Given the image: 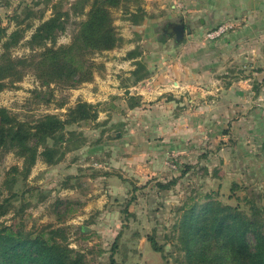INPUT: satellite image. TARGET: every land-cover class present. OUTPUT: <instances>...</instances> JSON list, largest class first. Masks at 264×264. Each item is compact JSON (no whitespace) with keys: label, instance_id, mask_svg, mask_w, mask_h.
<instances>
[{"label":"rangeland","instance_id":"374dc122","mask_svg":"<svg viewBox=\"0 0 264 264\" xmlns=\"http://www.w3.org/2000/svg\"><path fill=\"white\" fill-rule=\"evenodd\" d=\"M40 1L8 0L9 4H6V0H0V26H7V31L10 32L14 23L8 17L14 12L19 18L28 16L37 24L39 20L34 15L39 14L41 8L45 7ZM74 1L63 0L60 5L62 10H69L71 15L65 31L57 38L58 44L69 42L79 21L85 17L72 12L70 4ZM140 1L143 5L148 4L146 10L149 14L145 23L142 22L138 28L140 32L131 35L130 45L133 47L126 46L125 41L112 50L95 53L92 58L96 63H103L104 68L96 70L94 76L103 80L106 95L116 91L118 83L127 78L130 70L134 68V60L123 57L129 49L137 46L141 52L140 58L147 65L154 62L149 76L169 77L168 90L160 91L159 95L150 94L146 98L150 100L142 102L148 105L146 110L142 103L132 110H124L122 104L125 102L122 98H109L113 94L100 100L105 101V104L103 110L99 111L98 120L109 117L104 126L94 128L92 124H83L81 127H70L84 130L90 141L99 135L101 128H109L114 122L123 120V135L119 138L110 137L115 132L111 128L104 133L99 144H87L69 152L55 165H47L38 160L24 184L19 181L14 186V189L20 185L25 190L32 189L30 193L33 194H24L30 205L25 208L23 215H14V208H11L7 214L0 216V223L21 221L27 229L48 223L67 227L69 245L85 251L88 264H108V256L118 233L120 238L114 253L118 262L170 264L172 258L167 255V263L162 254L153 250L146 235H154L159 243H164L168 253L172 245L166 235H169L171 224L175 220L174 207L193 189L218 191V197L222 201L242 206V197L254 193L260 196L258 202L264 206V143L237 142L232 138L216 142L208 139L202 148L185 153L182 152V147H171L170 138L166 137L165 121L161 123L162 126L151 122L152 119L157 121L160 118L156 108H153L158 103L157 99L152 98L153 95L158 97L169 91L173 87L171 81L176 79L166 73V67L175 60L181 64L182 52L186 49L183 48L194 41L188 33L184 38L175 40L166 26L179 19L187 22L188 15L194 11L189 12L178 0ZM171 2L175 3V7L171 6ZM129 5L134 9L136 3L132 1ZM87 9L88 6L85 7ZM112 13L119 33L132 29L124 19L126 15L122 9H113ZM49 15L50 10H46L44 18ZM207 30L197 39H204ZM31 31L32 29L27 30L20 43L11 49L12 56L30 53L26 40ZM51 87H54L53 99L46 103L45 98L41 97L42 94L36 96L37 92L33 91H44L46 88L39 85L31 71H27L21 81L0 91V106H5L21 120L33 121L48 112L63 115L67 107L77 100H86L91 96L86 82L77 88L58 87L53 84ZM59 102H64V105L59 107ZM167 102L166 96H163L159 106L162 108ZM182 103L183 99L177 101L175 113L183 110ZM174 142L180 143L181 140L176 137ZM21 162V158L12 151H0V200L9 195L4 183L8 170L13 165L20 166ZM186 165L189 168L182 173ZM172 178L177 179L171 188H157L158 181L164 182ZM41 195L43 200H39ZM130 198L132 200L128 205V213L131 214H128L123 210ZM58 199L67 201V208L63 204L57 205ZM14 203L18 206L20 202ZM57 210L60 215L56 214Z\"/></svg>","mask_w":264,"mask_h":264},{"label":"trees","instance_id":"16d2710c","mask_svg":"<svg viewBox=\"0 0 264 264\" xmlns=\"http://www.w3.org/2000/svg\"><path fill=\"white\" fill-rule=\"evenodd\" d=\"M132 1L136 3L133 10L129 5ZM40 2L45 7L34 15L39 20L37 24L32 18H19L14 12L8 17L14 28L8 32L7 26H0V91L21 81L25 73L31 71L39 85L46 88L33 91L37 92L36 96L42 94L46 103L53 99L52 84L77 88L82 83L91 82L95 71L104 68L103 63H96L92 56L123 44L125 39L114 24L113 9H122L126 15L124 19L133 25L141 24L147 15L140 0H75L70 9L85 17L79 21L70 41L58 44L57 38L65 31L71 13L61 9L63 0ZM46 10H50V15L44 18ZM29 29L32 31L26 45L30 53L12 56L11 49L20 43ZM140 56L137 46L125 53L123 58L133 59L134 68L121 81L123 86L135 84L150 75V69ZM124 98L129 109L141 105L140 95L129 94L127 89ZM104 104L105 101L77 100L67 107L63 115L48 112L33 121L21 120L5 106H0V151H12L22 160L20 166L13 165L7 172L4 183L9 195L0 200V216L11 208H14V215H23L30 205L24 194L32 189L25 190L22 185L14 189V186L19 181L24 184L38 160L55 165L69 152L87 144H99L104 133L111 128L115 132L110 137L123 135V120L114 122L109 128H101L99 135L90 141L84 130L70 127L83 124H92L94 128L104 126L109 117L98 120ZM63 105L64 102L58 103L59 107ZM188 168L186 165L182 173ZM176 179L158 181L157 188L168 190ZM259 198V195L250 193L242 197L243 206L238 203L232 205L222 201L218 191L193 189L174 207L175 220L169 235H166L171 240L172 249L166 253L164 243H159L154 235L147 234L146 239L154 251L165 259L167 255L172 258L170 264H264V206L259 204ZM39 200H43V195ZM131 200H127L123 210L126 213ZM16 201L20 202L18 206L14 205ZM56 204L67 208V201L63 199L56 200ZM56 214L61 213L57 210ZM67 238V227L61 225L48 223L27 229L21 221L0 223V264H88L86 252L71 247ZM119 238L118 233L108 264H123L114 257Z\"/></svg>","mask_w":264,"mask_h":264},{"label":"crops","instance_id":"0c3cea01","mask_svg":"<svg viewBox=\"0 0 264 264\" xmlns=\"http://www.w3.org/2000/svg\"><path fill=\"white\" fill-rule=\"evenodd\" d=\"M178 1L189 12L194 11L188 15L187 22L182 20L194 41L183 48L186 49L182 52L181 64L175 60L166 67V73L176 79L171 81L173 87L169 91L158 97L153 95L158 102L153 108L160 118L151 122L162 126L165 121L166 137L170 138L171 147H182L185 153L202 148L208 139L216 142L232 138L237 142L264 143V0ZM6 4H9L8 0ZM141 5L149 14L146 10L148 4ZM174 5L171 2V6ZM146 20L147 15L143 23ZM223 22H229L233 27L216 39H197L205 29ZM140 25L129 22L132 29L120 33L126 46L131 43V35L140 32ZM152 63H148L149 69ZM86 85L91 93L87 101L95 103L113 94L115 98L123 99L124 110H132L126 105V89L129 94L140 95L142 103L150 100H146L150 94L159 95L160 91L168 90L169 77L151 75L128 86L118 83L116 91L108 95L103 80L97 76ZM163 96L168 102L161 108L159 104ZM181 99L183 110L175 113L177 101ZM146 106L142 103V107ZM176 137L180 143L174 142Z\"/></svg>","mask_w":264,"mask_h":264},{"label":"built area","instance_id":"2783aa9c","mask_svg":"<svg viewBox=\"0 0 264 264\" xmlns=\"http://www.w3.org/2000/svg\"><path fill=\"white\" fill-rule=\"evenodd\" d=\"M232 27H233V24H231L229 22H223V23H220V24L214 26L213 28L208 29L205 32V35L204 36L208 40L216 39L219 36H221L224 33H226Z\"/></svg>","mask_w":264,"mask_h":264},{"label":"water","instance_id":"95a60500","mask_svg":"<svg viewBox=\"0 0 264 264\" xmlns=\"http://www.w3.org/2000/svg\"><path fill=\"white\" fill-rule=\"evenodd\" d=\"M169 30L170 33H174L176 34V36H181L184 30V26L181 23H174L170 25ZM84 229L87 230L86 227H84Z\"/></svg>","mask_w":264,"mask_h":264},{"label":"flooded vegetation","instance_id":"af4514ba","mask_svg":"<svg viewBox=\"0 0 264 264\" xmlns=\"http://www.w3.org/2000/svg\"><path fill=\"white\" fill-rule=\"evenodd\" d=\"M174 23H181V24H183V26H184V30H183V32H182V35L181 36H176V34H174L173 33V35H174V38H175V40H180V39H182V38H184V36H185V34L189 31V29L187 28V26L185 25V23H183L182 22V20L180 19V20H178V21H176V22H174ZM173 23V24H174ZM170 25L171 24H168L167 26H166V28H169L170 27Z\"/></svg>","mask_w":264,"mask_h":264}]
</instances>
